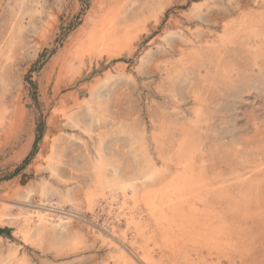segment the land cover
<instances>
[{
	"label": "rangeland",
	"instance_id": "obj_1",
	"mask_svg": "<svg viewBox=\"0 0 264 264\" xmlns=\"http://www.w3.org/2000/svg\"><path fill=\"white\" fill-rule=\"evenodd\" d=\"M191 124L235 232L193 264H264V0H0V264H117L127 211L114 185L86 198L95 164L143 189Z\"/></svg>",
	"mask_w": 264,
	"mask_h": 264
},
{
	"label": "bare ground",
	"instance_id": "obj_2",
	"mask_svg": "<svg viewBox=\"0 0 264 264\" xmlns=\"http://www.w3.org/2000/svg\"><path fill=\"white\" fill-rule=\"evenodd\" d=\"M188 128L197 133L195 136L199 138L198 143L192 149L183 151L184 153L175 157L173 160L175 170L170 176L165 175L166 170H159L156 165L153 166L154 164L151 161L146 160L144 164L145 172L142 176L147 182L149 181V185H144L143 189L140 188V184L134 182L133 177H120L115 171L112 176H107L105 170L100 169L99 162L95 164L98 167L94 171L92 188L86 194V198L92 200L98 194L97 191H104L105 188L114 185L115 192H112L113 196L116 193L122 195L120 206L127 211L126 225L131 230L133 248L126 251L127 249L119 242L120 240L114 237L115 234L101 237L103 240L106 239L108 242L115 244L114 250L120 254L118 258L120 261L117 260V264H163L166 255L169 264H193L203 258V250L211 255L214 248L222 250L225 248L226 250V248L233 246L234 228L229 227L226 224L227 221L223 223L217 201L219 200L222 203L232 202L229 198L230 195L224 194L226 200H223L221 196H223L224 190L219 191L222 193L216 192L214 184L205 176L203 170L194 171L196 168L195 152L200 151L203 145L200 135L198 136L200 132L198 126L191 124ZM184 131L185 129L181 132L184 133ZM99 151L102 154L101 149ZM149 157L146 158L150 160ZM47 165H51L50 161ZM199 166L202 167V165ZM245 191H251L250 185ZM245 195L248 194L245 193ZM0 199L6 201L10 198ZM246 203L247 201L242 204L246 206ZM64 218H66V221L56 219L57 221L53 226L54 229L56 227L59 233L63 232L65 224H68L70 219L69 216H64ZM21 231H23L19 233L21 239H26L29 230L24 232L22 229ZM237 233L236 241L238 240V243L247 242L246 235L242 236L241 232ZM137 238L140 239V243H137ZM153 252L160 254V261L154 260Z\"/></svg>",
	"mask_w": 264,
	"mask_h": 264
},
{
	"label": "water",
	"instance_id": "obj_3",
	"mask_svg": "<svg viewBox=\"0 0 264 264\" xmlns=\"http://www.w3.org/2000/svg\"><path fill=\"white\" fill-rule=\"evenodd\" d=\"M0 232H5V233H7V232H8V230H7V229H5V228H0Z\"/></svg>",
	"mask_w": 264,
	"mask_h": 264
}]
</instances>
